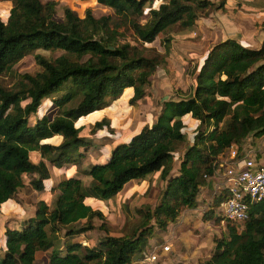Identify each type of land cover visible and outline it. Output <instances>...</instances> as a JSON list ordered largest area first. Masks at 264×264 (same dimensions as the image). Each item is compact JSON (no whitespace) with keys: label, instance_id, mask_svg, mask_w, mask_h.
<instances>
[{"label":"trees","instance_id":"1","mask_svg":"<svg viewBox=\"0 0 264 264\" xmlns=\"http://www.w3.org/2000/svg\"><path fill=\"white\" fill-rule=\"evenodd\" d=\"M93 1L111 13L95 15ZM151 1L77 0L76 7L64 8L60 19L55 0H9L5 17L0 16V73L38 48L62 52L54 57L35 53L37 70L19 73L10 86L0 83V204L25 184L26 174H35L29 183L43 189L50 176L44 157L60 166L74 158L72 151L81 144L90 145L91 139L80 133L85 127L75 122L79 117L108 105L127 86L133 88L130 104L143 98L168 54L166 39L161 41L164 51L150 43L172 23L192 26L212 5L211 0H160L156 5ZM119 19L137 42L124 38L115 25ZM193 71L191 89H177L176 95L161 100L149 126L117 141L105 160L86 168L91 175L87 186L76 175L61 178L52 186L57 189L52 206L39 198L31 215L18 225L6 224L0 264H41L36 259L40 250H49L46 264H131L183 206L194 205L213 161L231 144L241 149L250 133H264V37L257 47L234 37L218 39ZM45 97L58 110L29 122ZM185 115L195 121L188 130L182 121ZM90 127L92 133H114L106 116ZM55 134L61 135L59 142L44 140ZM183 141L187 142L179 150ZM31 150L40 157L31 159ZM173 156H178L176 172ZM154 170L165 180L161 196L154 205L137 208L139 218L129 232L106 231L96 245L72 238L93 228L94 217L100 219L99 227L106 226L104 213L85 202L86 195L109 198L128 180ZM227 194L224 189L213 195L206 216L216 213ZM214 217L225 222L226 232L213 237L211 255L197 264H264V197L250 203L249 216L242 222L220 213ZM60 227H65L64 239L58 234Z\"/></svg>","mask_w":264,"mask_h":264},{"label":"rangeland","instance_id":"2","mask_svg":"<svg viewBox=\"0 0 264 264\" xmlns=\"http://www.w3.org/2000/svg\"><path fill=\"white\" fill-rule=\"evenodd\" d=\"M56 1V17H63V10L66 6L75 5L77 0H55ZM160 0H153L150 3L156 5ZM212 5H209L205 8V13L200 15L196 22L192 26H184L179 22L172 23L164 29L158 36L150 43V45L156 46V48L164 51V44H162V39H166V43L169 45L172 37L186 38L188 40H195L196 46L194 43L189 42L191 48H194L197 53H202L204 48H209L216 40L221 39L222 37H234L239 41H242L245 45L251 47L259 46L262 38L264 37V0H211ZM90 3V2H89ZM9 0H0V16L5 17L9 9ZM76 7V5H75ZM82 9V6H80ZM91 10L94 11L95 15H101L106 13H111L110 8L103 6L98 2H91ZM204 10H202L203 12ZM113 18V19H112ZM116 16L112 14L111 22H115ZM116 27L122 30L124 38L130 42H137L138 38L134 32L127 26V24L119 19L115 23ZM173 39V38H172ZM62 50H50L44 48H38L26 55L21 59L15 62L10 69L5 72L0 73V83L6 86L12 85L15 80L18 78L19 73L29 71L34 72L39 68V65L36 62L35 53L43 54L46 57H54L61 53ZM192 60L187 61V68L190 70L192 68ZM162 64V63H161ZM158 65L156 72L160 71L162 65ZM184 69V66H183ZM188 70V74L190 75ZM187 71H184L186 73ZM183 85L188 81V76L183 75ZM153 79L148 85L151 88ZM182 85V89H183ZM187 90V88H185ZM132 87H126L122 90L119 95L111 100L115 101V106L123 101L124 96L130 95ZM176 90H174L175 92ZM128 94V95H127ZM161 97L157 96L156 101L151 97V93H147L143 98H141L136 104L128 105L125 102L120 108L116 111L118 114H121L123 110L127 112H139L140 105L142 101L150 106L151 104L156 106V113H154L153 119L143 118V126H149L156 114L159 111ZM128 98V97H127ZM70 104V103H68ZM58 110L57 106L52 104L50 97H45L41 105L37 110L29 117V122H33L35 118L43 113H51ZM158 110V111H157ZM152 112L148 116L151 115ZM94 116V114H91ZM89 115L88 117H90ZM96 120V119H95ZM94 120V121H95ZM114 123V133L108 134L103 129H97L95 132H89L91 124L82 125L85 128L80 132L86 138L91 139L89 146H84L81 144L80 147L72 151L73 159L64 162L60 166H52L51 177L44 181V187L42 190H37L29 183L28 179L35 174H26L25 175V184L15 192L13 198L22 203L24 210L27 214H32L36 205V201L39 198H45L48 200L50 206L53 205L54 198L56 196L57 190L49 189L51 182H55L61 178H64L69 175H76L81 178L82 184L87 186L88 180L91 178V175L86 172V168L95 161H103L110 154V151L113 145L117 141L125 140L128 136L126 134H132L135 132H140L142 129H135L134 121L131 123L129 120L124 121V123H129L120 127L118 129L116 126V120H111ZM90 122V121H88ZM87 122V123H88ZM104 131V132H102ZM99 132V134H98ZM187 141H183L179 144L178 149H182ZM243 145H254L260 148L264 152V133L260 136H254L250 133L248 135ZM39 152L37 150L30 151V158L36 160L39 158ZM44 160L47 165L50 166L49 160L47 157H44ZM172 161L174 163L178 162V156H173ZM159 170H154L148 172L142 177L132 178V183H140L142 179L143 182H146L147 189L143 192L137 193L136 196L132 197L133 190L128 192L129 195H126L122 198L123 191H125L126 186L123 187L113 196L109 198H98L92 195H86L85 199L88 202L89 199L95 198L99 204V207L103 208L105 215V228L99 227L100 219L98 217L93 218L94 226L91 229L80 233L79 235H74L72 238L79 239L82 244L85 245H96L98 238L109 232L112 234H121L129 232L134 225L137 223L139 214L137 212L138 207H142L144 204L154 205L160 198L162 189L165 186V180L159 175ZM89 178V179H88ZM212 181V179H209ZM127 187V186H126ZM215 186L211 190L202 192L199 190L197 193L196 203L192 206H183L177 215V217L168 223L172 225L171 227L166 228L168 232L171 229L174 230V235L172 233V246L168 256H171L173 259L169 264H197L198 262L208 258L214 248L213 237H221L226 232L225 222L215 219V215L219 214L221 210L216 208V213L212 216H206V210L209 207V203L212 201L214 194ZM136 190H134L135 192ZM15 202V201H14ZM21 207V205H18ZM9 208L7 202H3L0 205V213ZM14 208V206H13ZM117 211V213H113ZM26 214L20 215V217H25ZM14 223H11V225ZM1 227V225H0ZM64 228L60 227L58 229V234L62 239L64 235ZM107 228V230H106ZM162 235L160 232L155 233L152 237L149 238V243H154L157 239L161 240ZM148 243V244H149ZM4 248L3 236L0 230V254ZM49 250H40L36 253V259L41 264H46L48 260ZM165 258V257H164ZM163 260V259H162ZM165 264V263H164Z\"/></svg>","mask_w":264,"mask_h":264},{"label":"crops","instance_id":"3","mask_svg":"<svg viewBox=\"0 0 264 264\" xmlns=\"http://www.w3.org/2000/svg\"><path fill=\"white\" fill-rule=\"evenodd\" d=\"M163 30H161L159 33H161ZM172 38H171L170 44L168 45V54L166 55L164 62L161 64L162 66L160 67V71L155 73L151 88L147 87V93H151V97L153 98L154 101H156L157 96H162L161 99L163 100V99L167 98L168 96L176 95L177 89H181V90H186L185 88H187L188 90L191 89L193 82H194L193 76L195 73V71H193V70L201 62L202 57L204 56V54L208 50V48L206 47V48H204L202 53L198 54L194 48H191V45L189 43V42H192L196 46L195 40H188L186 38H180V37H172ZM222 38H225V37H222ZM189 59L192 60L191 63L193 64L192 68L190 70L187 68V61ZM183 66H184V69H183ZM188 70H189L190 75L188 74ZM184 71H187V72L184 73ZM183 75L188 76V81L185 85H183L184 84L183 78H182ZM182 85H183V89H182ZM127 87H131V86H127ZM174 90H176V91L174 92ZM132 92H133V88H132L131 92H129L130 95L127 94L128 98L125 95L124 96L125 99H123V101L120 102L117 106H115V101L111 100L108 105L101 107L99 109H96V110L88 113L87 115L79 117L75 121L76 124L77 125H86V124L89 125L92 122L94 123L95 119H99L102 116H106L110 119V123L112 126L114 125V123L111 120L117 121L115 127H118V129H122L120 127H123L124 125L129 126L130 122L132 123L133 121L135 122L134 123L135 125H133L135 129L141 128L144 124V122H143L144 117L146 118L145 120H147L148 117H149V119H153L154 113H156V106L155 105L151 104L150 106H147V104H145L142 101V103L140 105V111L139 112H131V111L127 112V110H123L121 112V114H118L116 112L120 108V106L123 105L125 102H127L128 105H132L128 102V99L131 96ZM150 112H152V113L150 116H148L150 114ZM91 114H94V116H92ZM89 115H91V116L88 117ZM123 120L124 121L129 120L130 122L124 123ZM88 121H90V122H88ZM182 121L186 124L185 130H188L189 127H191V125L195 124L194 119L192 117H190V115H185L182 118ZM113 129H114V126H113ZM104 131H102V132H104ZM114 131H115V129H114ZM98 134H99V132H98ZM132 134H134V133H132ZM132 134H129V133L126 134V132H125V135L128 136L125 140H127ZM60 139H61V135L55 134V135L48 137L44 140L57 143L60 141ZM175 165L176 164H174L172 171L176 172L177 169H176ZM48 167L50 170V176L47 179H50L51 170H52L51 164H50V166L48 165ZM159 175H160V173H159ZM90 179L88 180V182L90 181ZM138 180H141L140 183L142 184V186L138 185V183H135V182L132 183L133 179H130L125 183L127 187L126 186L124 187L126 189H125V191H123L122 198L126 195H129L128 192H130V190H133L132 197H134L137 195V193L139 194V192H143L145 189H147L146 182H143L142 179H137V181ZM57 181L51 182L49 185V189L57 190V189L52 188V186ZM199 188H200L199 190H202V192H205L207 190H211L212 181H210L209 179H205L204 182L202 184H200ZM134 190H136V191L134 192ZM4 202H7L9 208H7L4 211V213H0V225H1L0 230H1V233H3L4 227L6 224L11 225V223H14L12 225H18L20 220L23 218V217H20V215H23V214H26V216L31 215V214H27L26 210H24L22 203L17 202L13 197H10L8 200H6ZM85 202H87L86 199H85ZM87 203H89L92 207H96V208H99L100 210H103V208L99 207V204L95 198L89 199ZM19 204L21 205V207L18 206ZM13 206H14V208H13ZM113 213H117V211H113ZM171 226L172 225L170 224V226L168 225L167 228L171 227ZM172 233L174 235L173 229H171L170 232H168L167 229L165 231L160 232L163 239L166 237H170V239H171L173 237ZM171 243H172V241H171ZM168 253H170V252H168ZM168 253H165V255H163V257H162L163 260H162L161 264H164V263L169 264L172 261L173 258L171 256H168ZM131 264H141V263L138 262V260H135Z\"/></svg>","mask_w":264,"mask_h":264},{"label":"built area","instance_id":"4","mask_svg":"<svg viewBox=\"0 0 264 264\" xmlns=\"http://www.w3.org/2000/svg\"><path fill=\"white\" fill-rule=\"evenodd\" d=\"M212 166V173L203 174V177L212 179L214 194L224 189L228 193L217 207L220 214L226 219L242 222L249 216L250 203L264 197V152L254 145H243L238 150L235 144H231ZM148 243L138 262L161 264L163 255L171 250L170 237Z\"/></svg>","mask_w":264,"mask_h":264}]
</instances>
